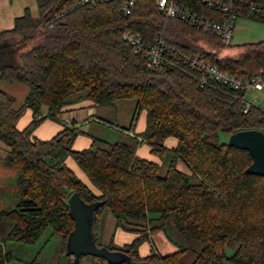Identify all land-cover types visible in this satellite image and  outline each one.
I'll list each match as a JSON object with an SVG mask.
<instances>
[{
    "label": "trees",
    "instance_id": "trees-1",
    "mask_svg": "<svg viewBox=\"0 0 264 264\" xmlns=\"http://www.w3.org/2000/svg\"><path fill=\"white\" fill-rule=\"evenodd\" d=\"M184 1L204 18L223 16L216 5ZM225 1L235 17L264 20V0ZM34 2L35 15L24 7L10 27L0 29V80L26 85L17 106L0 89V141L5 146L4 160L16 169L15 204L0 209V221L10 224L0 239V264H6L9 255L4 241L31 243L46 227L61 235L64 250L72 228L66 203L71 191L85 202L102 201L95 210L97 245L101 244L96 241V220L102 207L115 226L136 233L121 247L111 241L103 244L123 251L133 264H184L186 246L162 254L149 241V252L138 255L137 245L164 224L176 237L199 244L187 264H264V177L244 172L251 161L248 151L227 145L217 135L218 130L226 135L250 128L264 132V101L245 107L244 91L217 80L200 82L199 71L181 58L197 53L234 76L259 73L264 77V39L244 42L238 56H227L219 51L229 43H220L212 31L165 16L153 0H134L126 15L113 0L92 5L77 0ZM126 28L137 31L143 44L160 36L164 49L158 69L147 67L143 55L123 40ZM200 38L213 49L201 48L196 43ZM81 98L96 105L131 98L134 107L126 130L141 109L144 127L125 140L91 137L89 145L79 149L70 145L79 132L76 127L63 125L46 139L32 135L40 121L57 120L62 106ZM25 108L30 109V119L17 128L15 122ZM168 136L175 139L170 147L163 144ZM139 143L159 160L169 152L163 174L157 162L135 154ZM66 156L96 192L64 163ZM175 158L187 173L174 167ZM229 238L235 242L233 250L217 252L216 245ZM85 256L97 264H110Z\"/></svg>",
    "mask_w": 264,
    "mask_h": 264
},
{
    "label": "rangeland",
    "instance_id": "rangeland-1",
    "mask_svg": "<svg viewBox=\"0 0 264 264\" xmlns=\"http://www.w3.org/2000/svg\"><path fill=\"white\" fill-rule=\"evenodd\" d=\"M26 7L31 15L36 14V6L34 0H0V29L8 28L12 24V18L22 12ZM264 39V20L253 19L248 16H237L232 28V36L229 41V45L222 48L219 53L227 56H238L242 50V43ZM198 45L204 50H212L213 46L204 39H198L196 41ZM16 83V84H8ZM0 89H4L5 92L11 94L14 98V106L19 105L23 101L24 94L26 92V85L18 81H2L0 80ZM74 97V93L70 94V98ZM244 99L252 104H258L264 101V86L261 89L248 88L244 92ZM132 99H118L115 104L116 109L125 113L124 101ZM122 101V102H121ZM122 103V104H120ZM105 122V121H104ZM83 128V127H82ZM84 130H88L85 128ZM92 137H96L107 142H113L117 139L125 140L128 135L119 131L118 123L112 121H106L105 124L93 123L90 125ZM218 139L220 141H226L227 135L221 131H217ZM169 138H172L169 136ZM169 152H165L158 163V172L163 174L166 169L167 161L169 159ZM174 167L182 172L187 173L188 169L178 158L174 159ZM112 216L107 208L102 207L99 209L96 220V241L103 245L107 243V239L111 232ZM113 227V225H112ZM168 236V240L174 249L178 246H186L188 249L182 255L181 261L184 264L190 262L193 252L199 246L193 240H182L172 234L168 224L163 225V229L159 230ZM151 244H154L153 240H150ZM235 246V242L232 239H226L223 244L216 245L217 252H224L229 254ZM4 249L9 253L6 260V264H71L70 258L64 254L62 249L61 235L55 232H51L49 227H46L39 237L31 243H22L16 241H4ZM160 252V249H158ZM172 250V251H173ZM79 264H97L95 261L91 262V259L87 256H82ZM222 264H235L228 261H224Z\"/></svg>",
    "mask_w": 264,
    "mask_h": 264
},
{
    "label": "crops",
    "instance_id": "crops-1",
    "mask_svg": "<svg viewBox=\"0 0 264 264\" xmlns=\"http://www.w3.org/2000/svg\"><path fill=\"white\" fill-rule=\"evenodd\" d=\"M8 84H16V83L8 82ZM2 90L5 91L4 89ZM126 99H131V98H126ZM117 100L118 99H115L112 102V104L109 105H96L87 98H81L79 100L72 101L62 106L61 111L57 115V120L45 118L33 128L31 133L34 137L40 139H46L52 136L53 134H55L63 125L76 127L79 130V132L74 136V138L71 141L70 145L71 148L73 149H79L89 145L90 138L92 137V134H90L91 132H89L90 131L89 129H90V125L93 123L105 124L106 121H112L113 123H118L119 131L121 133H125L128 136L130 135L133 136L143 129L145 112L143 109H141L135 116L131 128L129 130H126V127L129 125L132 117L134 100L132 99L129 101H124V102H128L123 104L126 107L125 113H123L121 110L118 111L116 109L115 104L117 103ZM30 116H31L30 109L25 108L17 118L15 122V126L17 128L23 127L29 121ZM85 128H87L88 130H84ZM174 142L175 139L173 137L169 138V136L164 138L163 140V144L166 147L172 146ZM135 154L140 157H144L146 159L157 162L156 156L149 153L148 146L144 143H139L136 146ZM4 155H5V146L0 141V209L11 208L16 201L15 182H14L16 169L14 166H12L11 164L7 163L4 160ZM64 163L84 184H86L93 192H96V189L89 183L84 173L80 170V168L75 164V162L69 156H66L64 158ZM112 225H111V232L109 234L107 242L111 241V243L115 247H121L124 243L129 242L136 235V233L133 231L124 230L118 226H115L114 222ZM9 226L10 224L7 221L5 220L0 221V239H2L5 236ZM159 230L160 229H157L149 233L148 234L149 239L142 240L137 245L136 251L139 256H143L149 252L150 240H153L154 250L158 251L159 253L162 254L168 253L174 249V246L171 245L168 239ZM172 234L174 235L173 232ZM158 249L164 252H160Z\"/></svg>",
    "mask_w": 264,
    "mask_h": 264
},
{
    "label": "built area",
    "instance_id": "built-area-1",
    "mask_svg": "<svg viewBox=\"0 0 264 264\" xmlns=\"http://www.w3.org/2000/svg\"><path fill=\"white\" fill-rule=\"evenodd\" d=\"M100 1L105 0H77L76 3L92 5ZM113 1H117L119 11L123 15L130 12L134 3V0ZM198 1L218 6L223 11V16L219 19H207L199 16L185 4L184 0H153L154 4L165 16L178 17L202 29L212 31L220 43H229L236 18L231 9L230 2L225 0ZM121 36L123 40L130 45L133 52L143 55L147 67L158 69L164 49V44L160 36H154L149 44H143L141 35L137 31L128 28L123 30ZM181 58L183 62L199 71L200 82H205L206 79L217 80L233 89H240L244 92L248 88L258 90L264 86V77L259 73L248 77H237L205 62L197 53L184 54ZM248 104L249 102L245 101L244 106L247 107Z\"/></svg>",
    "mask_w": 264,
    "mask_h": 264
},
{
    "label": "water",
    "instance_id": "water-1",
    "mask_svg": "<svg viewBox=\"0 0 264 264\" xmlns=\"http://www.w3.org/2000/svg\"><path fill=\"white\" fill-rule=\"evenodd\" d=\"M227 145L248 151L251 161L244 172L264 177V132L259 129H239L230 132L225 141ZM67 213L72 220V228L64 241V254L71 264H77L79 256L91 255L103 258L107 263L133 264V260L119 249H108L95 243V210L102 204L101 200L85 202L76 191L66 197Z\"/></svg>",
    "mask_w": 264,
    "mask_h": 264
}]
</instances>
